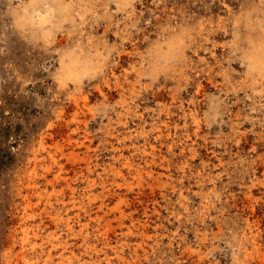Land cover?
<instances>
[{
	"label": "rangeland",
	"instance_id": "1",
	"mask_svg": "<svg viewBox=\"0 0 264 264\" xmlns=\"http://www.w3.org/2000/svg\"><path fill=\"white\" fill-rule=\"evenodd\" d=\"M21 2L0 0V264H264V0H40L18 31ZM176 26L187 66L153 78L141 53Z\"/></svg>",
	"mask_w": 264,
	"mask_h": 264
},
{
	"label": "clouds",
	"instance_id": "2",
	"mask_svg": "<svg viewBox=\"0 0 264 264\" xmlns=\"http://www.w3.org/2000/svg\"><path fill=\"white\" fill-rule=\"evenodd\" d=\"M130 7V5H128ZM40 0H28L27 3L21 2L13 9L14 27L18 31H26L28 25L25 24L26 16L36 9H43ZM245 17L237 23H245ZM53 31H55L53 29ZM31 38L37 43L45 38L40 34L39 29L31 30ZM260 44L256 46L259 53L258 58L251 54L246 59L249 75L253 78L259 76L264 78V29L261 30ZM190 42V28L176 26L172 28L164 27L159 32L157 38L143 50L141 59L144 64V72L150 74L153 78L163 75H179L187 66L188 58L186 56Z\"/></svg>",
	"mask_w": 264,
	"mask_h": 264
},
{
	"label": "bare ground",
	"instance_id": "3",
	"mask_svg": "<svg viewBox=\"0 0 264 264\" xmlns=\"http://www.w3.org/2000/svg\"><path fill=\"white\" fill-rule=\"evenodd\" d=\"M73 61V59L71 60V62ZM71 62H70V64H71ZM73 63V62H72ZM77 64V63H76ZM69 65V64H68ZM75 65V64H74ZM72 67H74V66H72ZM61 158V157H60Z\"/></svg>",
	"mask_w": 264,
	"mask_h": 264
}]
</instances>
